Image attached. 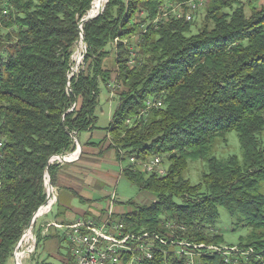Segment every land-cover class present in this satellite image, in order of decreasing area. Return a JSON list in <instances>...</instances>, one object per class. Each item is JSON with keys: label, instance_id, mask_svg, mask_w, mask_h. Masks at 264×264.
<instances>
[{"label": "trees", "instance_id": "1", "mask_svg": "<svg viewBox=\"0 0 264 264\" xmlns=\"http://www.w3.org/2000/svg\"><path fill=\"white\" fill-rule=\"evenodd\" d=\"M169 1L108 0L104 12L83 25L87 54L69 79L79 23L94 0H0V264L13 257L46 201L49 159L74 153L75 134L95 130L108 132L118 160H128L122 178L157 196L113 215L125 233L220 245L216 225L225 209L235 220L232 231H248L235 246L263 249L264 4L207 0L200 25L173 14L155 24ZM111 56L115 70L106 67ZM103 88L117 101L104 129L97 125ZM149 99L162 105L147 110ZM231 132L238 134L242 156L218 159L215 143ZM131 157H159L167 174H147L130 164ZM197 161L206 170L193 185L185 173ZM60 167L50 166L54 187ZM74 199L87 205L61 188L55 218ZM46 226L36 223L33 264H51L36 254L54 237L60 254L66 250L64 264H71L66 233L44 234ZM154 254L148 264H185L174 253ZM200 262L225 264L218 255Z\"/></svg>", "mask_w": 264, "mask_h": 264}, {"label": "built area", "instance_id": "2", "mask_svg": "<svg viewBox=\"0 0 264 264\" xmlns=\"http://www.w3.org/2000/svg\"><path fill=\"white\" fill-rule=\"evenodd\" d=\"M169 2L162 10V13L155 19V24L158 25L162 20L168 18L169 14H173L177 19L184 18L186 21H193L195 13L204 7L207 0H186L181 2L176 0L175 2ZM125 43L127 44V42ZM77 73L72 68L70 76L73 77ZM161 105V101L150 103L149 99L146 102V109L149 110ZM1 146L2 144L0 143ZM129 162L132 166L147 174L157 175L158 177H163L167 174V168L159 157L143 161L131 157ZM48 182L49 177L45 174L44 185L47 197L50 194ZM57 200L58 189L53 186L49 201L40 209L39 219L53 211ZM111 203L113 204L112 200ZM51 226L62 229L66 233L71 247V264H148L154 261L155 251L162 252L165 256L174 253L180 259H184L185 264H202L200 260L202 261V258L207 255L221 256L225 264H241V262H250L251 260L264 262V247L262 250L256 251L254 248L243 249L235 245L220 244L209 246L204 243H191L188 240L168 241L161 238L157 233L145 232L138 235L125 233L123 231L124 226L113 221L111 212L99 222L82 219L72 225L51 223L46 226L43 233L47 234L48 228ZM32 240L35 242L33 236ZM157 242L162 246L157 245ZM33 250H35L34 245ZM69 262L68 260L67 263Z\"/></svg>", "mask_w": 264, "mask_h": 264}, {"label": "crops", "instance_id": "3", "mask_svg": "<svg viewBox=\"0 0 264 264\" xmlns=\"http://www.w3.org/2000/svg\"><path fill=\"white\" fill-rule=\"evenodd\" d=\"M79 138L82 143V153L73 163H61L56 188L58 193L61 188H67L75 191L80 196L82 194L81 197L88 201L87 207L86 209L76 208L71 205L67 211L63 209L64 214L58 218H55L58 208L54 207L51 214L38 219V226L51 223L58 225L73 224L82 219L99 222L110 212L112 216L114 214H125L123 208L120 209L114 203H111V195L104 191L105 185L113 184L117 179L122 178V172L126 167L123 162L118 160L116 150L110 148L108 132L95 130L84 133ZM103 200H107V205L103 204ZM148 204L150 203L144 205ZM56 229L64 232L62 229L51 226L48 228L49 234L56 233ZM36 257L41 262L65 263V260L61 261L60 259L59 240L55 237L45 241L43 249L37 253Z\"/></svg>", "mask_w": 264, "mask_h": 264}, {"label": "rangeland", "instance_id": "4", "mask_svg": "<svg viewBox=\"0 0 264 264\" xmlns=\"http://www.w3.org/2000/svg\"><path fill=\"white\" fill-rule=\"evenodd\" d=\"M243 1L247 5L253 4L258 7L264 4V0H243ZM203 8L200 11L196 12L194 15L195 16L194 22L196 21L199 25L201 24V19L205 15ZM247 12H249V10H247ZM192 33L193 34L197 33L196 27H193ZM82 51L83 48L77 45L75 49V53L73 55V62H74L73 68L76 70V72H79L80 68H82L83 65L84 58H82V53H81ZM78 54L80 58L79 64L75 62V58ZM106 67L111 70L116 69L113 56L109 57L106 60ZM116 107H117V101L112 99L110 95H108V92L105 90V88H103L101 91L99 106L97 110L98 127L103 129L108 127L112 113L114 112ZM215 155L217 156L218 159H227L230 156L241 157L242 151H241L238 134L236 132H231L230 134H228V136L225 139L218 138L215 143ZM123 163L124 165H127L128 160ZM204 165L205 163L201 161L190 163L189 169L185 173V176L187 179L191 181L193 185H197L201 182L203 173L206 170V167L204 168ZM104 191L105 192L107 191L108 194L111 195L112 197L111 200L113 201V203L120 209L123 208L125 213L131 212L134 209V205L142 206L144 204L153 202L157 198L155 194L141 191L136 184L132 183L131 181L125 178L117 179L115 183L105 185ZM65 193L67 192H64V194ZM65 196L67 195L65 194ZM103 204L107 205V200L106 201L103 200ZM72 205L75 206L76 208L86 209L87 207V205L79 203L78 199H74L72 201ZM234 222L235 220L229 215V213L225 209L220 210V219L216 225V228L222 234L224 240L223 242L226 245H237L239 244L241 238H245L247 235L248 232L247 229L240 228L237 231H232V225ZM27 239L28 237L24 239L23 246L20 249L22 252H25V257L23 258V264H33L34 262L32 255L35 253V250H33L34 243L32 239H28V241ZM30 250H32V252H30ZM65 251L66 250H63L62 254H60L61 261L66 260L64 256V254L66 253ZM6 264H15L14 256L11 257Z\"/></svg>", "mask_w": 264, "mask_h": 264}, {"label": "water", "instance_id": "5", "mask_svg": "<svg viewBox=\"0 0 264 264\" xmlns=\"http://www.w3.org/2000/svg\"><path fill=\"white\" fill-rule=\"evenodd\" d=\"M107 3H108V0H106L104 7L101 9V11L97 15H91V11H92V9H91V11L88 13V15L86 17H84L79 23V39L77 41V45L82 46V48H83V51L81 52L82 58H85V56L87 54V44H86V40L84 38L83 25L85 23L99 17L104 12V9H105V6ZM76 68H77V65H76ZM69 79H71V76L69 77ZM74 139H75L77 148H76L75 153L73 154V157H69V155H57V156H54V157L49 159L48 167L46 169V175L49 177L48 187H49L50 194L46 198V201L42 206L47 204V202L49 201V199L51 197L52 191H53V185H52L51 178H50V166L56 161H58L60 163H73L77 160V158H79V156L82 153V143H81L79 136L77 134H75ZM41 207H40V209H41ZM40 209L34 214L31 223L29 224L28 228L24 231L22 238L20 239L19 243L17 244V246L15 248V251L13 254L14 259H15V264H18V261L16 260V255L19 253L20 247H21L22 242L25 239L26 235L32 233L34 240H36L35 226H36V223H37L39 216H40ZM35 247H36V242H34V248Z\"/></svg>", "mask_w": 264, "mask_h": 264}, {"label": "bare ground", "instance_id": "6", "mask_svg": "<svg viewBox=\"0 0 264 264\" xmlns=\"http://www.w3.org/2000/svg\"><path fill=\"white\" fill-rule=\"evenodd\" d=\"M105 5V0H94L93 3V7H92V11H91V15H97L101 9L104 7ZM82 47V46H81ZM79 53V52H78ZM75 62L77 64L80 63V58H79V54L76 56L75 58ZM150 103H158V99H151ZM69 157H73V154ZM33 234L30 233L28 235H26V237H28V239H32ZM25 237V238H26ZM27 239V241H28ZM24 241V240H23ZM34 243V242H33ZM29 251V250H28ZM30 255V254H29ZM25 257V252L20 251L17 255H16V260L18 261V264H23V258Z\"/></svg>", "mask_w": 264, "mask_h": 264}]
</instances>
